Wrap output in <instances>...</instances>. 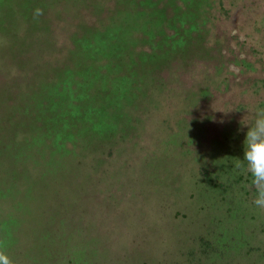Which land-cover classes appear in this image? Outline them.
Here are the masks:
<instances>
[{"label": "rangeland", "instance_id": "1", "mask_svg": "<svg viewBox=\"0 0 264 264\" xmlns=\"http://www.w3.org/2000/svg\"><path fill=\"white\" fill-rule=\"evenodd\" d=\"M88 1L87 14L118 2ZM178 1L161 9L179 34L103 66L86 36L72 42L85 14L69 0H0V250L13 264H264V209L236 167L241 123L264 109V0Z\"/></svg>", "mask_w": 264, "mask_h": 264}, {"label": "trees", "instance_id": "2", "mask_svg": "<svg viewBox=\"0 0 264 264\" xmlns=\"http://www.w3.org/2000/svg\"><path fill=\"white\" fill-rule=\"evenodd\" d=\"M98 3V11L90 8L87 14L88 0H69L71 9H79L85 14L84 17L77 18L81 23L78 29L70 23L75 32L72 42L80 41L82 36H86L91 49L103 56L101 62L103 66L116 64V62L140 61L141 56L148 54L147 52H153L156 46H161V29L168 36L179 34L184 29L183 22L170 8L161 9V0L147 2L118 0L113 4L102 3V1ZM183 6L180 0L175 3L179 13L184 10ZM52 28L54 29V25ZM66 46L67 44H64L61 50H64ZM58 60L63 61L60 57L57 58ZM64 73L62 71L56 76L57 79L63 77Z\"/></svg>", "mask_w": 264, "mask_h": 264}, {"label": "clouds", "instance_id": "3", "mask_svg": "<svg viewBox=\"0 0 264 264\" xmlns=\"http://www.w3.org/2000/svg\"><path fill=\"white\" fill-rule=\"evenodd\" d=\"M42 15V9L35 10L34 18ZM241 125V131L244 128L247 130L244 132L243 157L236 167L242 168L251 176L250 187L255 193L252 203L256 207L264 209V109L254 110L250 123H241ZM2 247L3 245H0V248ZM0 264H13L9 256L2 250H0Z\"/></svg>", "mask_w": 264, "mask_h": 264}]
</instances>
